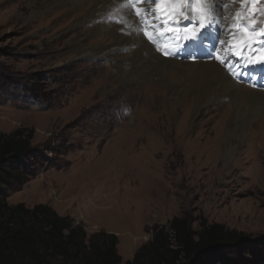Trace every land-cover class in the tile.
Here are the masks:
<instances>
[{"label": "rangeland", "instance_id": "374dc122", "mask_svg": "<svg viewBox=\"0 0 264 264\" xmlns=\"http://www.w3.org/2000/svg\"><path fill=\"white\" fill-rule=\"evenodd\" d=\"M89 2L0 0V132L30 130L33 148L22 158L26 178L3 192L7 204H47L88 235L114 233L119 254L145 243L152 225L182 215L194 229L205 220L247 236L251 248L225 253L215 264H245L253 250L264 252V63L256 60L264 55V2L240 3L237 10L236 22L245 23L251 38L245 59L231 53L226 59L236 87L216 84L214 96L198 104L189 93L180 99L142 95L116 79L110 61L117 56L102 55V47L76 56L75 33L86 29L83 45L102 43L93 24L68 19ZM238 2L214 0L223 30ZM51 8L57 14L38 20ZM172 14L177 23L168 25L176 31L158 27L151 37L162 57L189 62L203 54L188 39L197 18L184 27L178 21L185 13ZM183 76L177 72L176 80Z\"/></svg>", "mask_w": 264, "mask_h": 264}, {"label": "trees", "instance_id": "16d2710c", "mask_svg": "<svg viewBox=\"0 0 264 264\" xmlns=\"http://www.w3.org/2000/svg\"><path fill=\"white\" fill-rule=\"evenodd\" d=\"M31 139L32 132L23 128L0 132V264H215L225 253L251 248L242 232L205 220L194 229L182 215L173 216L167 225H152L151 237L131 259L122 261L114 233L88 235L47 204H7L6 187L26 178L22 158L33 151ZM251 253L253 258L245 264H264V252Z\"/></svg>", "mask_w": 264, "mask_h": 264}, {"label": "bare ground", "instance_id": "6f19581e", "mask_svg": "<svg viewBox=\"0 0 264 264\" xmlns=\"http://www.w3.org/2000/svg\"><path fill=\"white\" fill-rule=\"evenodd\" d=\"M80 1L85 2V0ZM203 7V5L196 3L186 5V8L195 10L194 13H196V15L191 17L192 19L197 18L196 21L193 20L195 26L189 29L193 34L206 22L205 16L201 11ZM235 7L234 18L225 25L226 29L223 30L221 24H219V28L214 26L205 33L207 40L202 38L200 41H194L196 49L203 54L194 57L189 62H179L171 58L162 57L159 55L160 47L154 44V38L151 37L152 29L158 28L152 26L154 21L161 24L163 30H167L170 27L166 23L168 13L163 11L170 8L165 4L132 3L130 0H90L89 4L76 9L74 15L68 19L72 20L78 17V20L85 19L89 25L93 24L94 29L102 34L100 38L102 43L100 46L81 44L80 36L86 31L84 29L71 36V39H75L71 40L70 46L73 47V52L78 57H87L90 53L92 54V49L101 47L102 55L117 56L116 59L110 61L116 79L123 81V83L125 82L126 85L135 86L142 95L152 94L151 97H154V100L160 96L162 98L180 99L182 93H189L194 98L193 102L198 104L214 96L217 91L215 88L216 84L222 86L225 90H231L236 87V84L230 81L231 78L228 75L230 64L226 63L230 53L238 59L240 52L244 49L234 47V44L242 36L238 38L239 35L236 30L229 26L230 24H237V10L240 7V3L238 2ZM172 9H175V5H173ZM196 9H198V12ZM52 14H57L55 8H51L47 13L41 15L38 20L45 21ZM80 14H82L81 17H79ZM197 14L199 15L197 16ZM220 29L222 33H219L218 30ZM71 31H66L65 35L70 34ZM145 32L148 35H145ZM225 32L228 35L227 39H224L226 36ZM252 36L257 35L254 34ZM93 54L97 55L98 53L94 52ZM217 57L224 59V62L221 63ZM177 72L184 75L179 81L176 80ZM129 76H132V78L127 80ZM103 79L106 81L105 76L104 78L102 77ZM147 101L148 98H145L144 102L146 103ZM151 144H153L152 139H148L150 147ZM140 145L138 149H149L145 145ZM130 241L128 238L123 241L126 242L125 245L128 249L132 246Z\"/></svg>", "mask_w": 264, "mask_h": 264}, {"label": "snow or ice", "instance_id": "6c2138e0", "mask_svg": "<svg viewBox=\"0 0 264 264\" xmlns=\"http://www.w3.org/2000/svg\"><path fill=\"white\" fill-rule=\"evenodd\" d=\"M130 2L132 3H136V2H144V3H156V4H165V5H190L193 3L196 4H201L204 7L201 9L202 13L205 16V23L202 25L201 28H199L193 35H191L190 37H188L189 40L191 41H200L202 38L204 40H207V36H205V33L208 32L209 29L213 28L214 26L216 28H219V21L216 19L215 16V9H214V0H130ZM258 2H264V0H239V3L244 4V3H251V4H255ZM139 11V10H137ZM165 13H168V15L166 16V23L167 24H173V23H177L176 21V17L175 15H173L172 13L174 12H180L183 11L185 14L182 16V18L178 21V23L181 26L186 27L188 24H191L192 18H191V12L190 9L185 8L183 10L181 9H172V10H168V9H164L163 10ZM155 27H161V24H159L158 22L154 21L153 25ZM166 26V25H165ZM230 27L234 28L236 31L241 32L242 37L240 40H238L235 44L234 47L237 48H241L243 49L247 43H248V39L250 38V30L245 26V23L241 20L240 22H238L235 25H229ZM176 29L175 28H171L169 27L167 29L168 33H172L175 32ZM145 35H148L147 32L144 33ZM166 33L161 32L160 35H165ZM223 43V42H222ZM259 43L264 46V32L260 33V41ZM165 55H168L169 52L166 48ZM173 55H175V52H172ZM231 55V54H230ZM218 60H220L221 63L224 62V59H221L220 57H217ZM238 59H245L243 51L240 52ZM256 60L260 63H264V55L258 56L256 57Z\"/></svg>", "mask_w": 264, "mask_h": 264}, {"label": "crops", "instance_id": "0c3cea01", "mask_svg": "<svg viewBox=\"0 0 264 264\" xmlns=\"http://www.w3.org/2000/svg\"><path fill=\"white\" fill-rule=\"evenodd\" d=\"M126 249H128L127 246H126ZM134 252H135V250H131L130 252H127L124 249L120 248V255L124 258V261L128 260V259H131L133 257V255H134Z\"/></svg>", "mask_w": 264, "mask_h": 264}]
</instances>
